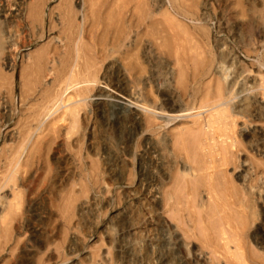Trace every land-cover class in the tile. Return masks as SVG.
Segmentation results:
<instances>
[{"label": "rangeland", "instance_id": "obj_1", "mask_svg": "<svg viewBox=\"0 0 264 264\" xmlns=\"http://www.w3.org/2000/svg\"><path fill=\"white\" fill-rule=\"evenodd\" d=\"M162 1L159 4L158 0H108L105 5L106 0H25V22L15 45L16 23L13 24V18L7 23L0 18V264H264V0ZM0 2L13 5V0ZM32 8L38 14L34 28L26 19ZM125 10L134 11L135 16L132 18ZM151 12L160 13L153 18L157 21L150 20ZM164 13L176 16L174 20L181 24L180 28L186 29L176 31L181 34L177 40L163 33ZM85 19L82 34L78 28L83 27ZM68 21L78 23L75 32ZM108 24L110 30L105 27ZM67 38L70 42L78 41L72 42L74 49ZM178 42L187 47L180 54L185 61L189 57L186 62L178 60ZM222 54L225 61L221 60ZM69 68L89 69L90 79L97 83L113 81L111 74L119 71L127 86L124 90L137 98L141 108L169 107L164 101L169 97L178 109L193 111H187L188 116L196 114L198 109L191 108L199 106L196 102L204 94L224 87V100L235 99L230 104L236 106L237 140L241 145L236 162L227 169L236 187L233 198L249 197L250 201L229 204L230 210L220 203L210 204L204 186H199L200 192L193 191L197 198L185 187L184 194L190 191V203L186 195L183 197V190L177 194L182 185L174 181L176 172L186 173L187 162L184 156L177 159L173 153V133L191 125V117L169 124L158 119L153 127L140 131L130 121H118L112 109L102 113L88 100L80 101L84 95L94 99V94L101 90L99 84H94L96 87L84 92L81 98L76 93H81L82 88L70 93L80 103L78 128H72L74 132L78 129L76 134L71 130V116L64 114V109L48 118L46 107H52L58 94L54 75L69 74ZM195 68L203 76L197 81L193 80ZM243 105L250 110L248 113L242 110ZM144 111L140 114L145 123L149 113ZM203 111L200 110L202 116H206ZM59 114L66 115L67 123L52 126L51 122L61 117ZM40 120H44L43 125ZM244 129L250 130L254 144L242 137ZM163 138L171 140L169 149L162 147ZM146 140L151 144L149 151L144 147ZM18 158L19 165L14 168ZM242 167L247 171L246 182L235 179ZM166 193L180 199L170 200ZM219 206L223 207L217 209ZM210 211L215 215H209ZM200 214L204 222L198 219L202 218ZM218 214L222 216L219 219L229 216V221L227 217L221 220L228 228L220 221L223 227H218ZM218 228L230 233L225 236H229L228 252V248L222 249L224 241H220L223 236ZM235 247L244 261L236 262ZM240 253L243 255L239 256Z\"/></svg>", "mask_w": 264, "mask_h": 264}, {"label": "bare ground", "instance_id": "obj_2", "mask_svg": "<svg viewBox=\"0 0 264 264\" xmlns=\"http://www.w3.org/2000/svg\"><path fill=\"white\" fill-rule=\"evenodd\" d=\"M139 1V0H138ZM162 1V0H161ZM91 2V1H90ZM126 2V1H125ZM143 2H144V0H143ZM142 2V3H143ZM152 2V1H151ZM158 2H159V0H158ZM163 2V1H162ZM174 2H176V1H174ZM0 3H2V2H0ZM108 3V0H106V2L104 3L105 5ZM110 3V2H109ZM120 3V2H119ZM123 3V2H122ZM136 3V2H135ZM154 3V2H153ZM152 3V4H153ZM161 2H159V4H160ZM31 4V3H30ZM95 4V3H94ZM145 4V3H144ZM155 4V3H154ZM24 5H25V0H13V5L12 4H10V2L7 4V5H4L3 3H2V5L0 4V18H2V21L4 22V23H7L8 21H10L12 18H13V24H15L16 23V25L13 27L14 28V30H13V42H14V45H15V43L17 44V43H19L18 41H19V35L21 34L20 33V31H21V28H20V26L22 25V24H24V16H23V10H24ZM91 5H93V4H91ZM127 5V4H126ZM146 5V4H145ZM30 6V5H29ZM158 6V5H157ZM172 6V5H171ZM13 7V8H12ZM28 7V6H27ZM30 8V7H29ZM126 8V7H125ZM91 9V8H90ZM100 9V8H99ZM122 9H124V7L122 8ZM152 10V9H151ZM28 11V10H27ZM126 11V10H125ZM124 11V12H125ZM36 12H37V10H36V8H32V9H30V11H29V14H28V16L26 17V19H28L29 21H30V26L32 27V28H34L35 27V22H36V19H38V14H36ZM100 12V11H99ZM127 13H130L131 15H132V18L135 16V14H134V11H131L130 12V10H128V11H126ZM156 12H157V10H156ZM183 12V11H182ZM186 12V11H185ZM264 12V11H263ZM154 13V12H153ZM152 12L151 13H149L148 15H149V18H150V20H153V21H157L156 19L154 20L153 18L155 17V15H159L160 13H157V14H153ZM172 13V12H171ZM27 14V13H26ZM85 14V13H84ZM83 14V15H84ZM90 14H92L91 12H90ZM121 15H123L124 13H123V10H122V12L120 13ZM137 14V13H136ZM140 14V13H139ZM163 14V13H162ZM179 14V13H178ZM185 14V13H184ZM183 14V15H184ZM187 14V13H186ZM93 15V14H92ZM104 15V14H103ZM130 15V16H131ZM172 15V16H171ZM167 14V15H165V13H164V15H163V17H164V22H165V24H166V28H164L163 26H165V25H162V27L166 30H164V32L163 33H165V34H167L168 36H172V40H173V38L174 39H176L177 40V36L181 33L180 32V30L183 32L184 30H186L185 28H180V25L179 24H177V22L174 20L175 19V17H174V15L173 14ZM98 16H99V14H98ZM137 16H138V14H137ZM136 16V17H137ZM160 16V15H159ZM84 17V16H83ZM90 17V16H89ZM93 17V16H92ZM101 17V16H100ZM143 17V16H142ZM186 17V16H185ZM86 18V17H85ZM141 18V17H140ZM139 18V19H140ZM90 19V18H89ZM89 19H88V21H89ZM142 19V18H141ZM141 19H140V21H141ZM176 19H177V17H176ZM93 20V22H95V23H97V21H96V19H95V21H94V19H92ZM99 20H101V19H99ZM110 20V19H109ZM86 21V22H85ZM153 21H152V23H153ZM83 21H81V23H82ZM90 22H91V20H90ZM92 22V23H93ZM99 22V21H98ZM114 22V21H113ZM112 22V23H113ZM68 23H71L72 24V30L74 31V29L76 28V27H78L77 25H78V23L75 25L74 24V22L72 23L71 21H68ZM85 23L87 24V20L85 19L84 20V22L82 23L83 25V27H79L78 28V30H81L82 31V34H83V32L85 31ZM104 23V22H103ZM115 23V22H114ZM138 23H139V20H138ZM137 23V24H138ZM119 24V23H118ZM147 24V23H146ZM150 22H149V25L148 26H150ZM158 24V23H157ZM161 24V23H160ZM27 25V24H26ZM90 25H91V23H90ZM98 25H101V24H98ZM104 25H106V24H104ZM124 25V24H123ZM154 25H155V23H154ZM159 25V24H158ZM157 25V26H158ZM110 26H111V24H108L107 26H105L107 29H109L110 30ZM116 26V25H115ZM122 26V25H121ZM156 26V25H155ZM99 27V26H98ZM104 27V26H103ZM117 27V26H116ZM116 27L114 28V30L116 29ZM147 27V26H146ZM152 27H153V25H152ZM182 27V26H181ZM186 27V26H185ZM20 28V29H19ZM112 28V27H111ZM163 28H162V30H163ZM179 28H180V30H179ZM96 29H97V27H96ZM154 29V28H153ZM188 29V28H187ZM87 30V29H86ZM101 30H102V28H101ZM179 31L180 33L178 34L176 31ZM198 30H200V29H198ZM72 31V32H73ZM113 31V30H112ZM112 31H110L111 33H112ZM121 31V30H120ZM203 30H201V31H199V32H202ZM75 32V31H74ZM78 32V31H77ZM122 32H124V31H122ZM186 32V31H185ZM196 33H197V31H195ZM32 33V32H31ZM113 33H115V32H113ZM203 33L204 32H202V36H203ZM8 34V33H7ZM78 34H79V32H78ZM116 34V33H115ZM185 34H187V33H185ZM199 34V33H198ZM198 34H196V35H198ZM77 35V34H76ZM87 35V34H86ZM109 35H111V34H109ZM181 35V34H180ZM179 35V36H180ZM7 36V35H6ZM78 36V35H77ZM122 36V35H121ZM163 36H164V34H163ZM162 36V37H163ZM187 35H185V37H186ZM195 36V35H194ZM201 36V35H200ZM80 37H82L81 35H80ZM87 37V36H86ZM85 37V38H86ZM117 37V36H116ZM167 37V36H166ZM165 37V38H166ZM181 37V36H180ZM197 38H198V36H196ZM195 37V39H197ZM78 38V37H77ZM84 38V39H85ZM114 38V37H113ZM119 38V37H118ZM184 37L182 36V39H183ZM187 38V37H186ZM186 38H185V40H186ZM200 38V37H199ZM203 38V37H202ZM68 39V38H67ZM74 39V38H73ZM79 39V38H78ZM81 39V38H80ZM115 39V38H114ZM167 39V38H166ZM182 39H180V40H182ZM189 39V38H188ZM194 39V40H195ZM112 40V39H111ZM180 40H179V42H180ZM184 40V39H183ZM199 40V39H198ZM204 40V39H203ZM68 41H69V39H68ZM93 41V40H92ZM119 41V40H118ZM192 41H193V38H192ZM199 41H201V40H199ZM62 42V40H60L59 41V43H61ZM72 42H75V40H73ZM72 42H68V44H70L69 46H71L72 44H75V43H78V41H76L75 43H72ZM82 42V41H81ZM80 42V43H81ZM178 42V43H179ZM185 42V41H184ZM99 43V42H98ZM176 44V52L179 54V56H178V60L180 61V62H183V61H185V57H183V56H181L180 54H182L181 53V51L182 50H184L185 49V47H181V44L182 43H179V44ZM187 42H185V45H187L186 44ZM189 43H191L190 41H189ZM188 43V44H189ZM22 44V43H21ZM166 44H167V42H166ZM171 44L173 45V43H172V41H171ZM78 45V44H77ZM115 45V44H114ZM116 45H119V43L117 44V42H116ZM164 45V44H163ZM163 45H161V46H163ZM184 45V44H183ZM194 45V44H193ZM73 46V49H74V45H72ZM76 46V45H75ZM166 47V46H165ZM172 47V46H171ZM174 47V46H173ZM193 47V46H192ZM197 47V46H196ZM196 47H194V48H196ZM59 48V47H58ZM70 48V47H69ZM72 48V47H71ZM76 48V47H75ZM82 48V47H81ZM164 48V47H163ZM187 48V47H186ZM169 49V48H168ZM172 49V48H171ZM173 49H175V48H173ZM77 50V49H76ZM167 50V49H166ZM75 51V50H74ZM73 51V52H74ZM90 51H92V50H90ZM174 51V50H173ZM185 51V50H184ZM186 54L187 53H189L188 52V49H186ZM69 52V51H68ZM112 52V51H111ZM175 51H174V53H176ZM180 52V53H179ZM190 53H191V51H190ZM197 53V52H196ZM222 53H224V52H222ZM60 54V53H59ZM62 55V54H61ZM77 55H78V52H77ZM80 55V54H79ZM175 55V54H174ZM174 55H172L171 54V57L172 56H174ZM64 56H66V54L64 55ZM74 56H76V54H74ZM83 56V55H82ZM187 56H189L188 54H187ZM218 56H219V54H218ZM50 57V56H49ZM77 57V56H76ZM139 57V56H138ZM81 58V57H80ZM84 58V57H83ZM74 59H75V57H74ZM73 59V60H74ZM174 59H175V57H174ZM187 59H189V57L187 58ZM187 59H186V61H187ZM225 59H226V57L224 56V54H222L221 55V60H223V61H225ZM65 60V59H64ZM70 61H71V59H69ZM193 60V59H192ZM69 61V62H70ZM75 61V60H74ZM185 61V62H186ZM194 61V60H193ZM201 61V60H200ZM220 61V60H219ZM26 62V61H25ZM178 62V61H177ZM221 62V61H220ZM44 63V62H43ZM43 63H42V65H43ZM72 63H74V62H72ZM71 63V64H72ZM83 63V62H82ZM91 63V62H90ZM176 63V62H175ZM188 63V62H187ZM194 63H195V61H194ZM222 63V62H221ZM35 64V63H34ZM46 64V63H45ZM63 64V63H62ZM88 64V63H87ZM178 64V63H177ZM52 65H54V64H52ZM68 65V64H67ZM74 64H72V66H73ZM77 65H78V63H77ZM85 65V64H84ZM181 65H182V63H181ZM201 64L199 63L198 64V66H200ZM222 65V64H221ZM29 66V65H28ZM185 66V65H184ZM189 66V65H188ZM67 67H69V65L67 66ZM190 67V66H189ZM189 67H187V69L189 70ZM204 67V66H203ZM15 68V67H14ZM34 68V67H33ZM75 68V67H74ZM80 68V67H79ZM92 68V67H91ZM90 68V69H91ZM179 68V67H178ZM183 68H186V66L185 67H183ZM36 69H38V68H36ZM62 69H63V65H62ZM180 69V68H179ZM187 69H184L185 70V72H186V70ZM24 70V69H23ZM47 70V69H46ZM52 70V69H51ZM66 70V69H65ZM64 70V71H65ZM195 70H196V73H194V76H193V80L194 81H197V80H199L200 78H202L203 76H201V74H200V69L199 68H195ZM201 70H203V68H201ZM34 71H36V70H34ZM43 71H44V68H43ZM60 71V70H59ZM63 71V70H62ZM69 74H66V73H64V75L63 76H60V75H56V77H55V75H54V78H55V82L57 83L56 84V86L58 85V94H56L57 95V98H56V96H55V98H54V95H52V92H51V96H52V98H54L53 99V105H52V107H50L49 105V107L47 106L46 108H48V112L46 113L47 114V117L49 118V117H51V116H53L55 113H57L59 110H61V109H64L65 110V113L64 114H66V115H70L71 116V118H70V121L69 122H72V126H71V130L73 131V129L72 128H78V127H76V123H77V118H78V115L80 116V112H79V105H80V103L78 102V101H74L73 100V96H71L70 95V93H72V91H77L78 89H81L82 88V92L80 93V91L79 92H77L76 94H78V96L80 97V96H82V95H84L83 93L84 92H86V91H91V89H94V87H96V85H94V84H99V87H100V91H98L97 93H95L94 94V99L92 98H88V96L86 95H84V96H82V99L80 100V101H89V103L91 102V103H93V106H95L96 107V110H98L99 112H104L105 113V111L107 110V109H112L113 110V113H115L116 114V117H117V119H118V121L119 120H121V122H131V123H133L136 127H138V129L140 130V131H147V129H150V127H153L154 126V124L155 123H157V122H155L156 120H158V119H162L163 120V122H166L167 124H169V123H172V122H175L177 119H180V118H189V117H191V118H193L192 119V123H191V125H187L186 127H182V128H178V130H177V132H175V133H173V138H174V141H172L173 142V145L171 146V147H173V153H175V155H177V159L179 158V156L181 157V156H184V160H186V162H187V167H183L184 168V171H187L186 173H183V172H178V174H177V172H176V180H174V181H177V184H176V182H175V184L176 185H182V187H181V190H179V191H176V192H178L177 194H181V192H182V190H183V192H182V194H184V190L186 189V188H188L189 190H191L192 192V196H193V194L195 195L196 193H197V191H199L200 192V189H198L199 188V186H204L205 187V189H206V191L208 192V195H209V198H210V200L208 201L210 204H214L215 205V203L217 204V203H220L221 205H226V207H227V205H229V204H231L232 206L234 205V204H236V202H238V201H240V202H247V201H250L249 200V197L246 199V197L245 198H241V199H234L233 197V193H234V190H235V186L233 185V183H232V180H231V178H233V176H231L230 174L228 175V168H229V166H231V164L232 165H234L233 163H235L236 162V160H235V156H238V155H236V154H238V152H239V150L241 149L240 148V144H239V141L237 140V138H238V134H237V120H236V118L235 117H237L236 116V114H235V112H236V106L235 105H231L230 103H231V101L234 99V98H232V99H228L227 101H225L224 99H226V98H223L224 97V87L223 88H217L216 89V91L215 92H212V93H206V94H204L203 96H202V98L199 100V103L198 102H196L197 104H199V106H195V107H193V105L194 104H191V105H189L190 107L192 106L193 108H191V109H198V111H196V114L194 115H191V116H188V114H187V111L189 112V110L190 109H186V110H182V109H178L179 107L177 106V104H176V106L174 105V103L172 102V100H171V98H167L166 96V98H164L162 95V97L164 98V101H166V102H168V104H169V107H155V106H145V105H142V108L140 107V103H139V101L137 100V98H134V96H133V94H128L124 89H126L127 88V86L125 85V82L123 81V78H122V75L119 73V71H115L113 74H111L112 76H113V78H115V79H113V81H111V82H108V81H106V82H99V83H97V80H95V79H93V80H91L90 79V77H91V75L92 74H90V70L89 69H79L78 71H75V70H73V69H71V68H69ZM93 71V70H92ZM204 71V70H203ZM228 71V70H227ZM22 72H24V71H22ZM37 72H40V70L39 71H37ZM94 72V71H93ZM30 73V72H29ZM44 73V72H43ZM68 73V72H67ZM187 73V72H186ZM226 73V72H225ZM244 73V72H243ZM39 74V73H38ZM94 74V73H93ZM109 74V73H108ZM188 74V73H187ZM227 74V73H226ZM65 75H67L66 77H65ZM111 75H109V76H111ZM179 75H181V74H179ZM23 76V75H22ZM36 76V75H35ZM230 76V75H229ZM108 77V76H107ZM107 77H105L106 79H107ZM180 77V76H179ZM182 77V76H181ZM184 77V76H183ZM182 77V78H183ZM228 77V76H227ZM41 78V77H40ZM65 78V79H64ZM93 78H94V75H93ZM104 78V79H105ZM186 78V77H185ZM90 79V80H89ZM180 79V78H179ZM27 81V80H26ZM225 82V81H224ZM27 83V82H26ZM112 83V84H111ZM103 84V85H102ZM220 84H222V83H220ZM231 84H232V82H231ZM55 85V84H54ZM81 85V86H80ZM100 85H102V86H100ZM126 87H125V86ZM223 85H224V83H223ZM216 86H218V85H216ZM221 86V85H220ZM229 86V85H228ZM232 86V85H231ZM236 86V85H235ZM91 87V88H90ZM93 87V88H92ZM181 87V86H180ZM213 88H215V87H213ZM96 89V88H95ZM229 89V87H227V89H226V92H227V90ZM42 90V89H41ZM162 90H165V89H162ZM93 91V90H92ZM166 91V90H165ZM253 91V90H252ZM161 92H163V91H161ZM54 94V93H53ZM227 94V93H226ZM22 95V94H21ZM232 95V94H231ZM36 97V96H35ZM90 97V96H89ZM239 97V96H238ZM81 98V97H80ZM79 98V99H80ZM162 98V99H163ZM188 98V97H187ZM2 99V98H1ZM77 99V98H76ZM78 100V99H77ZM235 100V99H234ZM233 100V101H234ZM51 102H52V99L50 100ZM49 101V102H50ZM73 101V102H72ZM87 101V102H88ZM174 101V100H173ZM195 101V100H194ZM194 101L192 102V103H194ZM196 101H198V99L196 100ZM243 101V100H242ZM50 102V103H51ZM248 102V101H247ZM42 103V102H41ZM86 103V102H85ZM151 103V102H150ZM176 103V102H175ZM88 104V103H87ZM38 105V104H37ZM246 105V104H245ZM245 105H243L244 107H242L243 109V111H247L246 113H248V111H250V110H247V107H245ZM247 106V105H246ZM0 107H2L1 106V104H0ZM178 107V108H177ZM248 107H249V105H248ZM45 108V109H46ZM50 108V109H49ZM139 108H140V111H143V110H145L144 112L146 113H149V116L147 117V119L145 120V123H144V120H143V118L141 117V114H140V111H139ZM181 108V107H180ZM45 109H44V111H45ZM143 109V110H142ZM205 109H206V111H205ZM82 110H83V108H82ZM200 110L202 111V110H204L203 112H206V116H202V112H200ZM39 111V110H38ZM191 111V110H190ZM191 112H193V111H191ZM198 112V113H197ZM40 113V112H39ZM38 113V114H39ZM45 114V115H46ZM40 115H42V113L40 114ZM39 115V116H40ZM44 115V116H45ZM60 115V114H59ZM62 115V114H61ZM60 115V116H61ZM65 115V116H66ZM64 115L63 116H61V117H56L55 118V120L53 121V123L51 122V124H52V126H57L56 125V123L58 124V123H60V122H62V121H66V117H65ZM36 117V116H35ZM46 117V116H45ZM37 118V117H36ZM40 118H42V117H40ZM44 118V117H43ZM54 119V118H53ZM68 119V118H67ZM238 119V118H237ZM38 120V119H37ZM40 122H41V120H40ZM44 122V120H42V122H41V124ZM28 123H29V121H28ZM37 123V122H36ZM63 123V122H62ZM66 123H67V121H66ZM64 124V123H63ZM70 124V123H69ZM79 123H77V125H78ZM132 124V125H133ZM43 125V124H42ZM42 125H40V126H42ZM75 125V126H74ZM49 126V125H48ZM47 126V127H48ZM37 127V126H36ZM50 127V126H49ZM57 128V127H56ZM35 129V128H34ZM38 130H39V128H37ZM36 129V130H37ZM42 129V128H41ZM47 129V128H46ZM50 129H51V127H50ZM52 129H54V127L52 128ZM158 129V128H157ZM248 129V128H247ZM70 130V129H69ZM71 130L69 131V132H67L68 133V135L69 134H71L72 135V133H71ZM244 130H246V129H244ZM27 131V130H26ZM29 131V130H28ZM51 131V130H50ZM56 131V130H55ZM54 131V132H55ZM49 132V131H48ZM74 132V131H73ZM75 132H78V129L75 131ZM74 132V133H75ZM142 132V133H143ZM154 132V131H153ZM157 132H158V130H157ZM169 132H170V130H169ZM172 132V131H171ZM243 132V131H242ZM257 132V131H256ZM45 133V132H44ZM43 133V134H44ZM46 133H47V131H46ZM31 134H33V131H32V133ZM55 134H56V132H55ZM76 134V133H75ZM252 134H253V132H252ZM71 135H69V136H71ZM10 136V135H9ZM156 136V135H155ZM245 137V140H246V142L248 143V144H251V143H253V141L255 140V139H253L252 137H254V136H252L251 135V132H250V130H246L245 131V133L243 134L242 133V137ZM33 137V136H32ZM40 137V136H39ZM43 137V136H42ZM53 138V137H52ZM166 138V137H165ZM165 138H163L162 140H161V145H162V147L164 148V149H169V147H170V144L169 143H171L170 141H168L167 139H165ZM19 139V138H18ZM54 139H55V137H54ZM258 139H259V137H258ZM173 140V139H172ZM40 141V140H39ZM18 142H20V141H18ZM26 142V141H25ZM37 142V141H36ZM28 143V142H27ZM26 143V144H27ZM38 143V142H37ZM36 143V144H37ZM20 144H22L23 145V143H20ZM153 144V143H152ZM254 144V143H253ZM21 146V145H20ZM150 146H151V144L146 140V142H145V145H144V147H145V150L146 151H149V149H150ZM21 147H23V146H21ZM34 147H35V144H34ZM24 150V149H23ZM167 151V150H166ZM24 152V151H23ZM32 153V152H31ZM22 154H24V153H22ZM170 155V154H169ZM175 159V158H174ZM19 160H20V158H18V160H17V162H14L15 163V165H14V168L16 167L17 168V166L19 165ZM171 160V159H170ZM24 162V161H23ZM25 163V162H24ZM23 164V163H22ZM262 164V163H261ZM11 165V164H10ZM24 165V164H23ZM25 165H27V164H25ZM24 165V166H25ZM12 166V165H11ZM242 166H245L244 164H242ZM10 167V166H9ZM9 167H8V169H9ZM27 167V166H26ZM26 167H25V169H26ZM13 169V168H12ZM11 169V170H12ZM24 169V168H23ZM22 169V170H23ZM182 169V168H181ZM17 171V170H16ZM19 171V170H18ZM180 171H182V170H180ZM247 171H245V169H243V167H242V169L238 172V173H236L235 174V179L236 180H240V181H242V182H246L247 181V173H246ZM180 173V174H179ZM252 173V172H251ZM22 174V173H21ZM10 175V174H9ZM8 175V176H9ZM174 175H175V173H174ZM10 177H12V176H10ZM15 177V176H14ZM253 177V176H252ZM174 178V177H173ZM7 179V178H6ZM257 179V178H256ZM5 180V179H4ZM190 180H193V182L191 181V185L189 184V182H190ZM8 181V180H7ZM3 182V181H2ZM1 182V183H2ZM6 182V181H5ZM251 182V181H250ZM4 183V182H3ZM257 183V182H256ZM6 184V186H7V183H5ZM180 185V186H181ZM175 187H177V186H175ZM186 187V188H185ZM243 187H247V186H243ZM180 188V187H179ZM169 189V188H168ZM174 189V188H173ZM175 189H177L178 190V187L177 188H175ZM169 190H171V189H169ZM166 191V190H165ZM174 190H173V193L175 192ZM181 191V192H180ZM187 191V190H186ZM193 191H196V193H193ZM170 192H172V191H170ZM173 193H168L169 194V196L167 197L166 196V198H168V199H172L173 197H174V195H173ZM190 193V191H188L187 192V194H189ZM14 194V193H13ZM18 194V193H17ZM17 194H16V196H17ZM136 194V193H135ZM167 193H166V195H168ZM174 194H176V193H174ZM179 194V195H180ZM187 194H184L183 195V197L186 195V200H189V203H190V199H188V195ZM137 195V194H136ZM173 195V196H172ZM198 195H200L199 193L197 194V196ZM241 195V194H240ZM15 195H13V197H14ZM191 196V197H192ZM238 196V195H237ZM183 197L181 198V199H183ZM195 197H196V195H195ZM174 198H176V199H178V197H174ZM197 198V197H196ZM200 198V197H199ZM236 198V197H235ZM15 199V198H14ZM164 199H165V196H164ZM179 199H180V197H179ZM178 199V200H179ZM185 199H183V200H185ZM128 200V199H127ZM169 200V201H170ZM182 200V201H183ZM185 200V201H186ZM192 200H193V198H192ZM245 200V201H244ZM15 201V200H14ZM165 201H168V200H165ZM173 201V200H172ZM196 201H197V199H196ZM132 202V201H131ZM177 202V200H175V203ZM184 202V201H183ZM193 202V201H192ZM167 203V202H166ZM171 203V202H170ZM186 203H188V201H186ZM196 203V202H195ZM138 204V203H137ZM169 204V203H168ZM172 204V203H171ZM179 203H177V205H178ZM184 204V203H183ZM182 204V205H183ZM197 204V203H196ZM207 204V203H206ZM209 204V205H210ZM219 204V205H220ZM239 204V203H238ZM246 204V203H245ZM194 204L192 203V208L194 207L195 208V206H193ZM247 205V204H246ZM139 206V205H138ZM185 206V205H184ZM187 207H188V205H186ZM141 207V206H140ZM174 207V206H173ZM197 207V206H196ZM216 206H214V208H215ZM223 206H219V207H217V209H219V208H222ZM225 207V206H224ZM83 208V207H82ZM135 208H136V206H135ZM166 208V207H165ZM176 208V210H177V207H175ZM174 208V209H175ZM198 208V207H197ZM213 208V209H214ZM227 208H231V207H227ZM84 209V208H83ZM180 209V208H179ZM208 209H212V208H208ZM232 209V208H231ZM230 209V210H231ZM246 209V208H245ZM134 210V209H133ZM145 210V209H144ZM180 210H182V207H181V209ZM185 210V209H184ZM199 210V209H198ZM221 211H222V209H220ZM170 211V210H169ZM183 211V210H182ZM188 211V210H187ZM186 211V212H187ZM195 211V210H194ZM209 211V210H208ZM216 211H218V213H219V210H216ZM215 211V212H216ZM221 211H220V214H221ZM225 210H224V208H223V211H222V213L224 212ZM227 211V210H226ZM229 211V210H228ZM173 212H174V210H173ZM177 212V211H176ZM185 212V213H186ZM196 212V211H195ZM205 212V211H204ZM238 212V211H237ZM143 213V212H142ZM144 213H146L145 211H144ZM178 213V212H177ZM209 213V212H208ZM234 213L236 214V212L234 211ZM147 214V213H146ZM189 214V213H188ZM210 214H212V212L210 211V213H209V215ZM225 214V213H224ZM224 214H222L223 216H224ZM187 215V214H186ZM201 215V217L202 218H200V217H198V219H203L204 217L202 216V214H200ZM215 215V214H214ZM213 214H212V216H214ZM230 215V214H229ZM243 214H241V216H242ZM7 216V215H6ZM138 216V215H137ZM143 216V215H142ZM181 216V215H180ZM218 216L219 217H222V216H220L219 214L217 215V218H218ZM228 215H226V216H224L225 218L227 217ZM235 217H236V215H234ZM240 216V215H239ZM85 217V216H84ZM171 217H172V215H171ZM182 217V216H181ZM222 218V219H225V218ZM229 217V216H228ZM228 217L226 218L227 220H228ZM237 217H238V215H237ZM146 218V217H145ZM190 218V217H189ZM210 218H212V217H210ZM240 218H243V217H240ZM142 219H143V217H142ZM171 219V218H170ZM173 219H176V218H174L173 217ZM216 219V218H215ZM222 219H219L218 218V220L216 221V222H218V221H220V222H223V221H221ZM244 219V218H243ZM146 221L145 222H147V219H145ZM200 220V221H201ZM237 220V219H236ZM235 220V221H236ZM241 220V219H240ZM126 221V220H125ZM178 221L180 222V220L179 219H177V223H178ZM182 221V220H181ZM189 221H191V219L189 220ZM203 221V220H202ZM200 222L201 224L204 222ZM208 222L210 221V219L208 218V220H207ZM214 221V220H213ZM226 221V220H225ZM229 221V220H228ZM245 221H246V219H245ZM220 222H218V223H220ZM241 222V221H240ZM148 223V222H147ZM176 223V224H177ZM228 223V222H227ZM238 223V222H237ZM179 224H182V223H179ZM184 224V223H183ZM201 224H199V225H201ZM207 224H209V223H207ZM212 224V223H211ZM221 224V223H220ZM220 224H218V225H220ZM223 224H224V222H223ZM147 224H145V226H146ZM197 225V224H196ZM213 225V224H212ZM214 225H217V224H214ZM217 225V226H218ZM226 225V223L224 224V226ZM233 225V224H232ZM208 226V225H207ZM210 226V225H209ZM217 226L215 227V228H217ZM144 227V226H143ZM199 227V226H198ZM201 227L204 229V227L201 225ZM200 227V228H201ZM218 227H223V225L221 224V226H218ZM226 227L228 228L229 226H227L226 225ZM225 227V228H226ZM147 228V227H146ZM189 228V227H188ZM196 228V227H195ZM226 228V229H227ZM199 229V228H198ZM218 229H220V228H218ZM185 230V229H184ZM197 230V229H196ZM195 230V231H196ZM217 229H215V230H213V231H216ZM222 229H220V230H217V231H220V234L222 233V235L221 236H223L221 239L222 240H220V238L218 237V239L220 240V241H224L223 243H224V246H222V249L224 250L225 248L227 249L228 248V250H226L227 252L230 250L229 248V236H227V237H225L226 236V233H227V235L228 234H230V233H228V232H226L224 229H223V231H225V232H222L221 231ZM182 231V230H181ZM201 231V230H200ZM199 231V232H200ZM229 231V230H228ZM202 232V231H201ZM209 232H211L210 231V229H209ZM208 232V233H209ZM182 233V232H181ZM196 233V232H195ZM212 234V233H211ZM218 234H219V232H218ZM236 234V233H235ZM215 235V234H214ZM238 235V234H237ZM184 236V235H183ZM198 236H200V235H198ZM203 236V235H202ZM208 236V235H207ZM206 236V237H207ZM220 236V235H219ZM220 236V237H221ZM231 236V235H230ZM185 237H187V236H185ZM184 237V238H185ZM201 237V236H200ZM212 237V236H211ZM216 238H217V236H215ZM214 236H213V238H215ZM136 238V237H135ZM170 238V237H169ZM188 238V237H187ZM215 238V239H216ZM240 238V237H239ZM190 239V238H189ZM194 239V238H193ZM238 240V239H237ZM208 241V240H207ZM218 241V240H217ZM219 241V242H220ZM215 242H216V240H215ZM214 242V243H215ZM218 243V242H217ZM220 243H222V242H220ZM236 244V243H235ZM219 245V244H218ZM222 245V244H221ZM239 244H237V246H238ZM220 246V245H219ZM232 246V245H231ZM234 246V245H233ZM240 246V245H239ZM242 247V246H241ZM206 248H204V250H205ZM191 250V249H190ZM222 250V251H223ZM232 250V249H231ZM235 253H237L238 251V249L235 247ZM240 250H242V249H240ZM239 250V251H240ZM232 251H234V250H232ZM171 252H172V250H171ZM243 252V251H242ZM225 253V252H224ZM230 253H231V251H230ZM232 254V253H231ZM238 254H239V252L237 253V258H238V261H236V262H242V261H244V259H243V257L241 256V254L243 255V253H240V255L239 256H241L240 258L238 257ZM141 255V254H140ZM227 255V254H226ZM209 256V255H208ZM229 256V255H228ZM230 257H231V255H230ZM232 257H233V254H232ZM236 257V256H235ZM210 258V257H209ZM214 258V257H213ZM216 258V257H215ZM236 258V259H237ZM211 259V258H210ZM213 260V259H212ZM211 260V261H212ZM233 260V259H232ZM216 261V260H215ZM217 262V261H216ZM211 263H213V261L211 262ZM222 263V262H221ZM235 263V262H234ZM244 262H242L241 264H243ZM215 264V263H214ZM219 264V263H218ZM236 264V263H235ZM238 264H240V263H238Z\"/></svg>", "mask_w": 264, "mask_h": 264}]
</instances>
